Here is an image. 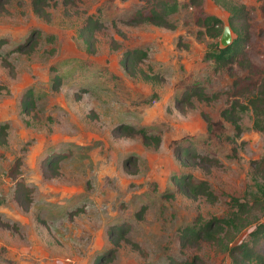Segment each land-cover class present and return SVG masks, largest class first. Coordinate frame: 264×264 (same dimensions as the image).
I'll list each match as a JSON object with an SVG mask.
<instances>
[{"label": "rangeland", "instance_id": "374dc122", "mask_svg": "<svg viewBox=\"0 0 264 264\" xmlns=\"http://www.w3.org/2000/svg\"><path fill=\"white\" fill-rule=\"evenodd\" d=\"M152 1L77 0L67 6L57 0L48 8V21L33 13L31 0L0 6V38L7 41L0 51V85L8 88L0 95V124H9L7 143L0 146V264H94L113 247L108 229L115 224L129 226L128 240L108 264H231L227 251L212 243L182 246L178 230L198 215L204 220L227 216L228 194L251 205L248 221L253 223L238 242L264 221V193L256 187L264 174L253 164L264 155V132L252 128L250 111L242 115L236 139L233 126L221 118L234 81L251 73L237 64L214 72L204 55L216 39L196 23L199 16L213 14L224 27L229 13L212 0H179L182 6L170 17L174 28L130 22L135 10ZM234 1L253 7L246 49L251 63L264 72V11L259 8L264 0ZM97 12L104 27L92 54L78 29ZM34 30L40 33L34 50L14 51ZM133 47L148 51L140 67L158 74L159 82L124 71L123 53ZM195 81L208 94L218 93L217 100L179 103ZM29 87L37 105L30 115L21 110ZM207 117L222 123L213 126L212 137ZM119 124L159 131L161 142L145 146L138 135L116 136ZM189 136L201 154L218 158L219 164L183 165L173 141ZM53 154L63 155L58 174L47 164ZM17 157L21 178L32 189L28 208L16 201L15 181L7 173ZM186 173L206 179L216 201L179 192L172 177ZM255 247L264 253V238Z\"/></svg>", "mask_w": 264, "mask_h": 264}, {"label": "trees", "instance_id": "16d2710c", "mask_svg": "<svg viewBox=\"0 0 264 264\" xmlns=\"http://www.w3.org/2000/svg\"><path fill=\"white\" fill-rule=\"evenodd\" d=\"M8 0H0V6ZM57 0H31L32 11L35 15L44 20H49L51 13L49 7L51 2ZM77 0H63L65 5H74ZM195 1V0H191ZM202 0H198L197 4ZM216 5L220 6L229 13L228 23L235 35L230 45L221 47L219 44L220 35L223 31V21L213 15L206 14L199 16L196 20L197 25L202 28L203 34L212 39H216L210 48L205 52L204 58L211 62L214 72H219L222 69L231 70L234 64L242 68H247L249 73L244 78L236 79L232 88L229 91L227 106L221 111V118L230 123L234 129L235 139L241 134L242 127L240 120L245 112L251 113L252 128L264 132V72L256 68L248 57L246 45L250 40V18L253 12V7L234 0H212ZM150 2V0H147ZM150 5H145L142 8L135 10L130 18L133 23H150L154 26L174 28L175 24L170 20V17L178 12L182 6L179 0H153ZM261 11H264V2L259 4ZM104 27L100 15L97 12L88 14L81 26L78 29V36L85 45L88 53H95L97 50V32ZM201 32V31H199ZM39 31L34 30L28 36L24 45H19L14 48L16 52H24L29 48L30 52L37 45V37ZM52 40V39H51ZM7 43L5 38H0L1 48ZM1 57V52H0ZM148 58V51L139 47L127 49L122 56L121 65L124 71L131 77L140 76L143 80L160 81L158 74L147 73L141 64ZM5 65H9L7 58L3 59ZM258 71V74H254ZM59 75L53 80V87L58 89L60 86ZM246 82V83H245ZM8 88L5 85H0V95L7 92ZM183 95L179 100L188 104L192 103V99L204 101L217 100L218 93L208 94L200 82L195 81L189 88H185ZM157 98L154 94L152 99ZM36 96L34 89L29 87L25 90L21 98V110L25 114H33L36 110ZM207 132L213 136V126L221 125V122H214L209 117L206 118ZM9 124L3 122L0 124V146L7 143ZM116 136H134L141 137L145 146L158 147L161 142V132H151L146 126L135 127L130 124H119L114 128ZM217 137L221 138L219 134ZM231 139V137H227ZM173 147L176 157L183 165L194 164L195 166L212 167L219 164V159L213 156L201 154L195 147L192 137H183L173 141ZM235 151V148H234ZM63 155L53 154L48 158L47 164L55 167L56 173L59 168V163ZM21 157L15 158L10 164L7 173L8 176L15 181V197L16 201L28 208L32 202V189L21 178ZM256 169H260L264 174V155L253 163ZM173 183L176 185L179 192L191 199L204 198L208 202H215L217 195L212 189L210 183L206 179H197L192 173L174 175ZM263 184L256 185L257 190L264 193ZM169 196V195H167ZM229 203V213L225 217H212L209 220H204L200 215L194 220L191 225H185L178 230L179 241L182 246L197 245L201 241H206L216 245L218 248L227 251L231 264H264V253L256 248L257 241L264 238V221L255 224V227L248 233V239L238 242V236L245 228L253 222L248 221V214L251 205L245 198H240L235 195H227ZM146 207L143 206L135 215L138 218L143 217ZM129 226L126 224H115L109 227V240L113 247L100 254L94 264H108V261L116 253L121 242H127V234ZM237 239V240H236ZM171 264H195L194 261L179 263L172 261Z\"/></svg>", "mask_w": 264, "mask_h": 264}, {"label": "water", "instance_id": "95a60500", "mask_svg": "<svg viewBox=\"0 0 264 264\" xmlns=\"http://www.w3.org/2000/svg\"><path fill=\"white\" fill-rule=\"evenodd\" d=\"M232 40H233V36H232L231 28H230L229 24H226L223 27V31H222V33L220 35V39H219L221 47H223V48L227 47L228 45L231 44Z\"/></svg>", "mask_w": 264, "mask_h": 264}]
</instances>
